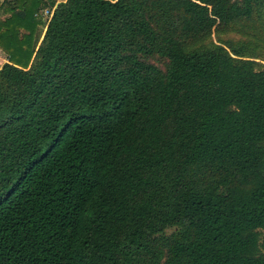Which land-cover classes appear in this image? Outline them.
Instances as JSON below:
<instances>
[{"label":"trees","instance_id":"trees-1","mask_svg":"<svg viewBox=\"0 0 264 264\" xmlns=\"http://www.w3.org/2000/svg\"><path fill=\"white\" fill-rule=\"evenodd\" d=\"M0 49V264H264V0H3Z\"/></svg>","mask_w":264,"mask_h":264},{"label":"crops","instance_id":"crops-1","mask_svg":"<svg viewBox=\"0 0 264 264\" xmlns=\"http://www.w3.org/2000/svg\"><path fill=\"white\" fill-rule=\"evenodd\" d=\"M2 1L3 0H0V5L2 4ZM28 1V0H27ZM55 3H59L61 1H64V0H54ZM5 15H1V18L4 17ZM45 31V26L44 25H38L37 28H36V37L38 38V40L40 41V39L42 38L43 36V33ZM39 32V33H38ZM7 62V58L4 54V52L0 49V67L5 63Z\"/></svg>","mask_w":264,"mask_h":264},{"label":"rangeland","instance_id":"rangeland-1","mask_svg":"<svg viewBox=\"0 0 264 264\" xmlns=\"http://www.w3.org/2000/svg\"><path fill=\"white\" fill-rule=\"evenodd\" d=\"M39 33V32H38ZM223 37L225 38L226 36L223 35ZM214 42H217V36L215 34L212 35L211 38ZM257 42V41H255ZM261 59L255 58L256 61H260L261 63L264 64V50H261V54L259 56Z\"/></svg>","mask_w":264,"mask_h":264},{"label":"built area","instance_id":"built-area-1","mask_svg":"<svg viewBox=\"0 0 264 264\" xmlns=\"http://www.w3.org/2000/svg\"><path fill=\"white\" fill-rule=\"evenodd\" d=\"M52 13V9H44L43 12H42V19L44 21H47L49 18H50V15Z\"/></svg>","mask_w":264,"mask_h":264}]
</instances>
